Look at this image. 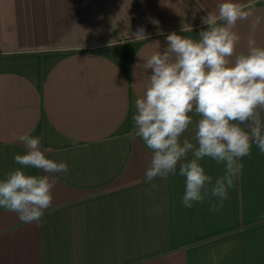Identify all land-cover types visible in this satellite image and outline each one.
Here are the masks:
<instances>
[{"label":"crops","instance_id":"1","mask_svg":"<svg viewBox=\"0 0 264 264\" xmlns=\"http://www.w3.org/2000/svg\"><path fill=\"white\" fill-rule=\"evenodd\" d=\"M219 2L0 0V178L21 167L13 156L26 146L13 133L29 130L69 169L56 174L40 222L0 210V264H264V153L255 144L216 211L207 199L185 208L179 175L137 183L151 159L130 135L150 74L143 60L163 51L168 33L198 39ZM257 16L255 40L264 46L258 3L237 22L230 59L247 51ZM140 29L144 37L135 36ZM191 115L181 139L194 136L199 117ZM201 163L213 179L223 173L209 158Z\"/></svg>","mask_w":264,"mask_h":264},{"label":"clouds","instance_id":"2","mask_svg":"<svg viewBox=\"0 0 264 264\" xmlns=\"http://www.w3.org/2000/svg\"><path fill=\"white\" fill-rule=\"evenodd\" d=\"M258 3L264 0H220L217 10L203 17L207 27L199 31L198 39L168 33L163 51L143 60L150 74L143 94L135 99L130 135L143 141L151 159L137 183L183 177L185 208L207 199L210 210L216 211L235 186L243 169L240 161L250 155L252 145L264 153V119L259 111L264 110V46L254 35L261 17L252 20L247 51L230 59L240 41L234 28L238 21L253 17ZM137 35L144 37L143 30ZM193 113L199 117L194 136L181 139L193 124ZM13 136L26 151L13 156L21 167L0 178V210L16 213L23 223L40 222L52 204L56 174L67 173L68 165L49 158L40 148L41 137L32 130ZM205 158L223 165V173L213 179L202 166ZM27 168L46 174H26Z\"/></svg>","mask_w":264,"mask_h":264}]
</instances>
